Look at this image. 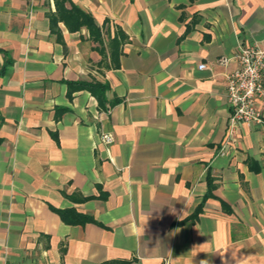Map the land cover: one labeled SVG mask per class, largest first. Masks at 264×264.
<instances>
[{"label": "crops", "instance_id": "crops-1", "mask_svg": "<svg viewBox=\"0 0 264 264\" xmlns=\"http://www.w3.org/2000/svg\"><path fill=\"white\" fill-rule=\"evenodd\" d=\"M70 4L102 45L55 0H0V264H264V127L231 130L227 99L264 0Z\"/></svg>", "mask_w": 264, "mask_h": 264}, {"label": "built area", "instance_id": "built-area-1", "mask_svg": "<svg viewBox=\"0 0 264 264\" xmlns=\"http://www.w3.org/2000/svg\"><path fill=\"white\" fill-rule=\"evenodd\" d=\"M236 59L238 68L227 76L229 127L231 130L241 124L264 127L261 110V100L264 98V49L257 45L241 46ZM199 69H206V65L201 64ZM103 139L107 143L113 141L109 135Z\"/></svg>", "mask_w": 264, "mask_h": 264}, {"label": "trees", "instance_id": "trees-1", "mask_svg": "<svg viewBox=\"0 0 264 264\" xmlns=\"http://www.w3.org/2000/svg\"><path fill=\"white\" fill-rule=\"evenodd\" d=\"M67 3H70V0H55L56 12L49 15L51 26L54 28L59 22H63L71 32L79 31L81 28L86 27L89 30L91 39L102 45L101 30L97 26L93 16L73 4L67 7ZM125 39L126 36L124 33L118 30L115 37L110 42V57L114 66L119 65V57L121 54L120 47ZM101 52L103 53V50H101ZM79 85L84 89H88L98 99L99 104L104 106L106 102L105 93L108 90L107 84L99 82H82L79 83ZM60 214L66 223L78 224L85 223L89 220L86 216L72 212L60 211Z\"/></svg>", "mask_w": 264, "mask_h": 264}, {"label": "clouds", "instance_id": "clouds-1", "mask_svg": "<svg viewBox=\"0 0 264 264\" xmlns=\"http://www.w3.org/2000/svg\"><path fill=\"white\" fill-rule=\"evenodd\" d=\"M201 264H208V261H202Z\"/></svg>", "mask_w": 264, "mask_h": 264}]
</instances>
